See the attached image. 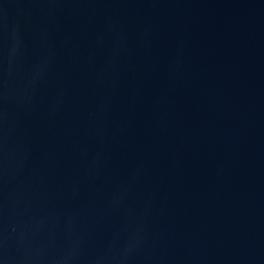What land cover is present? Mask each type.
<instances>
[{"label": "water", "instance_id": "obj_1", "mask_svg": "<svg viewBox=\"0 0 264 264\" xmlns=\"http://www.w3.org/2000/svg\"><path fill=\"white\" fill-rule=\"evenodd\" d=\"M0 264H264V0H0Z\"/></svg>", "mask_w": 264, "mask_h": 264}]
</instances>
